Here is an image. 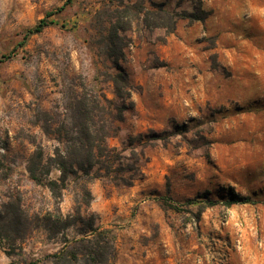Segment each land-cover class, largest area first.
<instances>
[{
	"label": "rangeland",
	"instance_id": "rangeland-1",
	"mask_svg": "<svg viewBox=\"0 0 264 264\" xmlns=\"http://www.w3.org/2000/svg\"><path fill=\"white\" fill-rule=\"evenodd\" d=\"M152 2L197 11L192 0ZM118 4L0 0V264H52L64 238L81 235L49 231L41 218L73 212L85 185L93 199L82 213L114 234V264H264V0H203L209 16L181 17L169 35L136 22L120 31L134 106L108 143L129 157V137L171 134L146 149L132 186L71 177L57 202L31 178L39 148L45 162L64 148L58 128L74 94L85 88L121 104L106 52ZM41 20L53 23L28 34ZM59 176L53 166L50 177ZM230 187L252 202L227 206ZM206 195L217 203L198 219L187 201ZM166 197L184 211L164 209Z\"/></svg>",
	"mask_w": 264,
	"mask_h": 264
},
{
	"label": "trees",
	"instance_id": "trees-1",
	"mask_svg": "<svg viewBox=\"0 0 264 264\" xmlns=\"http://www.w3.org/2000/svg\"><path fill=\"white\" fill-rule=\"evenodd\" d=\"M116 1L119 3L116 8L117 20L109 32V48L106 52L114 59L113 63L118 69L116 73L108 74V80L113 83L114 93L122 101L121 104L103 94H95L83 88L72 97L67 120L58 128L59 139L64 148H56L55 155L50 157L48 162H45L44 153L39 148L28 166L31 178L49 188L57 202L62 200L63 191L71 177H79L89 182L106 177L116 183L132 186L136 178L143 176L141 162L148 160L146 149L158 144L166 146L170 142L171 134L168 135L165 130L160 132L151 129L146 133L131 136L127 144L129 157H125V150L108 143V140L117 136L120 131L117 122L123 121L125 111L134 106V101L131 100L133 85L128 72L119 64L125 57L124 47L127 45L122 42L118 44V40H125L120 31L130 29L136 22L147 29H164L166 35H169L175 32L179 18L204 21L210 14V11L203 7V0H192L197 11L182 13L167 9L163 2H152L151 7H147L145 0ZM125 18L128 20L125 21ZM51 23L53 22L41 20L28 30V34L39 33ZM50 129L51 127L48 131ZM32 142L35 143L36 140L33 138ZM53 166L60 171L59 178L50 177ZM92 199L93 193L85 185L73 212L66 216L48 212L41 218L44 227L49 231L59 233L75 227L81 235L72 240L65 237L61 248L50 256L52 264H114L117 257L114 234L96 224L97 217L94 213L89 216L82 213L83 206H89ZM249 202H252L250 196L237 192L234 187L229 188V197L225 201L227 206ZM216 203L217 201L208 195L187 201L189 206L198 205L195 212L198 219L206 208ZM184 206L173 201L171 197L164 198L162 202L164 209L184 211ZM15 219H19L18 213Z\"/></svg>",
	"mask_w": 264,
	"mask_h": 264
}]
</instances>
